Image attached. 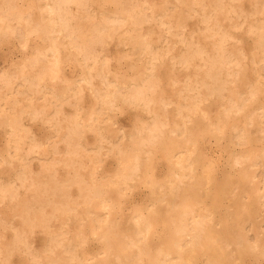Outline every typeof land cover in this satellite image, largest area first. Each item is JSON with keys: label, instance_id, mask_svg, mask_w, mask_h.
I'll return each mask as SVG.
<instances>
[{"label": "bare ground", "instance_id": "6f19581e", "mask_svg": "<svg viewBox=\"0 0 264 264\" xmlns=\"http://www.w3.org/2000/svg\"><path fill=\"white\" fill-rule=\"evenodd\" d=\"M245 1L0 0V42L30 50L0 68V205L19 223L0 217V264H14V254L23 264L264 259V0ZM113 40L124 72L112 70ZM122 106L139 110L130 129L116 127ZM27 118L53 132L37 138ZM208 139L239 146L221 176L203 152ZM106 156L115 166L99 173ZM136 184L150 199L125 225L123 201ZM87 234L99 243L94 254Z\"/></svg>", "mask_w": 264, "mask_h": 264}, {"label": "rangeland", "instance_id": "374dc122", "mask_svg": "<svg viewBox=\"0 0 264 264\" xmlns=\"http://www.w3.org/2000/svg\"><path fill=\"white\" fill-rule=\"evenodd\" d=\"M245 4L248 8L249 5V0L245 1ZM96 8H98L95 5ZM36 15V13H34ZM227 22V21H226ZM195 25V22L190 20L189 26L193 27ZM229 25V23L227 24ZM235 34L241 38L240 44L245 48L247 52H251L252 50V45L251 41L248 39L245 33L236 31ZM108 52L110 54V63L113 71H120L124 72L126 69V62L124 59L121 58V55L123 53L122 46L117 44L115 40L111 41L108 47ZM30 53V50L24 51L20 47V44L17 42V40L12 39L9 41H3L0 42V68H4L5 66H8L15 62L16 64H20L24 57L27 56V54ZM1 68V69H2ZM64 69L66 70L67 74L69 75L70 78H74L77 74V66L74 65L73 62L67 61L64 64ZM166 67H163V72H165ZM167 90L169 92L170 87L167 86ZM170 95V94H169ZM90 95L88 92H86L85 95V100L86 102H89ZM213 100V99H212ZM71 107L67 106V111L71 112L72 110L70 109ZM139 114V110L137 108L131 107V106H122L120 109L116 111L115 119H116V127H124L126 129H130L134 126V122L136 121L137 117ZM143 117L147 118L148 116L144 113L142 114ZM26 123L28 126L32 129L34 134L36 135L37 138H44L46 135L50 134L53 132V130L49 127L48 124L43 123L40 119L37 120H32V119H26ZM6 134L2 128H0V153L3 152L4 155H6V145L5 140H6ZM87 138L92 143L94 141V137L92 133L87 134ZM209 140V139H208ZM206 140L202 142V149L203 152L206 154V156L209 159H212L216 161L218 164V175L220 173H223V171H226L227 169L230 170L231 168L229 167V155L232 150L236 151L239 146H235L236 148L232 146H228L225 141L216 143L212 142L214 141L211 139V141ZM34 160H32V164L34 165V168L38 170L39 168V158L33 157ZM102 166L99 169V173L105 172V171H112L114 166H115V159L113 156H106L102 162ZM228 165V166H227ZM154 168L155 172L158 178H162L164 176V172L166 171V161L164 158L161 156H158L154 160ZM262 169V170H261ZM261 172L263 173L264 171V166L260 167ZM62 174L64 173V169H61ZM75 190V189H74ZM75 192V191H74ZM150 199V192L148 188L142 184H136L135 187L129 192V194L126 197V200L123 201V205H125V218L123 220L124 224L127 225V219H128V214L131 212V209L134 206H144L147 204L148 200ZM0 217L6 219L5 221H15V223L19 224L16 220H13L11 211L9 208L5 205H0ZM71 227L73 231L77 229L75 223L71 224ZM5 236L10 237L11 231L7 228H1ZM86 231V230H85ZM87 240L85 243V246L90 254L96 253L98 249V242L91 238L89 234H87ZM44 233L37 229L34 232L33 235V241L35 246L38 249H41L43 244H44ZM22 258L19 254H14L12 257V263L14 264H23ZM243 264H264V259H259L258 261L254 260L250 255H246L245 258L242 261Z\"/></svg>", "mask_w": 264, "mask_h": 264}]
</instances>
